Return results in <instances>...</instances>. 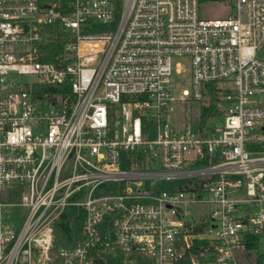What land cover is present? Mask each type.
I'll return each mask as SVG.
<instances>
[{
	"label": "built area",
	"instance_id": "obj_1",
	"mask_svg": "<svg viewBox=\"0 0 264 264\" xmlns=\"http://www.w3.org/2000/svg\"><path fill=\"white\" fill-rule=\"evenodd\" d=\"M216 1L0 0V264H264V0Z\"/></svg>",
	"mask_w": 264,
	"mask_h": 264
},
{
	"label": "rangeland",
	"instance_id": "obj_2",
	"mask_svg": "<svg viewBox=\"0 0 264 264\" xmlns=\"http://www.w3.org/2000/svg\"><path fill=\"white\" fill-rule=\"evenodd\" d=\"M230 2L216 1V2H204L201 5V14L203 17L215 18L225 17L231 13ZM22 80L30 79L29 76H21ZM186 86V85H185ZM174 111L172 112V119L185 118L188 121L196 122L199 117L200 103L197 101L192 102H176L174 103ZM223 119L220 117L217 122H221ZM202 208H206L203 206ZM25 209L23 207H8L4 213V222L2 225L3 232L5 234H11L15 230L19 229ZM258 258L257 252L254 250L248 256L244 258L245 264H254Z\"/></svg>",
	"mask_w": 264,
	"mask_h": 264
},
{
	"label": "trees",
	"instance_id": "obj_3",
	"mask_svg": "<svg viewBox=\"0 0 264 264\" xmlns=\"http://www.w3.org/2000/svg\"><path fill=\"white\" fill-rule=\"evenodd\" d=\"M206 1V0H202ZM54 43V42H53ZM47 47V50L50 52H55V48L51 46ZM211 95L214 98L216 95L215 88L211 89ZM211 106H204L202 108V120L205 121L209 115L212 113ZM82 228V217L79 215L76 208H68L62 215L59 220L58 225L56 226V240L55 248L64 247V246H73L77 243L79 238V232ZM186 264H189V254L185 260Z\"/></svg>",
	"mask_w": 264,
	"mask_h": 264
}]
</instances>
